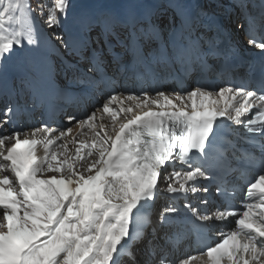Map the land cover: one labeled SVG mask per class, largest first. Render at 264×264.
Masks as SVG:
<instances>
[{
  "label": "snow or ice",
  "instance_id": "snow-or-ice-1",
  "mask_svg": "<svg viewBox=\"0 0 264 264\" xmlns=\"http://www.w3.org/2000/svg\"><path fill=\"white\" fill-rule=\"evenodd\" d=\"M231 7L243 18L237 29L248 25L247 44L264 53V0L258 15L251 0ZM202 15L188 0L119 11L0 0V264H264V76L252 87L205 84L207 75L226 77L233 67L226 59L210 63L223 53L200 34ZM177 67L199 80L183 94L159 84L136 94L119 84L137 75L159 81ZM68 99L96 101L68 123L92 128L107 116L110 131L100 123L72 155L58 150L67 149L58 143L67 133L47 124L20 138L18 114ZM241 169L254 170L243 211L208 210L209 185L223 195L218 182ZM163 193L186 202L167 203L150 231L137 228L138 214ZM229 218L234 230L220 231L199 257L173 258L188 231Z\"/></svg>",
  "mask_w": 264,
  "mask_h": 264
},
{
  "label": "bare ground",
  "instance_id": "bare-ground-1",
  "mask_svg": "<svg viewBox=\"0 0 264 264\" xmlns=\"http://www.w3.org/2000/svg\"><path fill=\"white\" fill-rule=\"evenodd\" d=\"M90 0H71V4L72 3H74V7H76V6H79L80 4H83V3H88ZM97 1H99V2H103V4H106V3H110V2H115V0H97ZM108 125V124H107ZM92 131L91 132H85V134H84V136L83 137H87V135H89L90 136V134H93L94 135V132L95 131H98L99 130V127H98V125L95 123L94 125H93V127L92 128H90ZM108 130L110 131V128L108 127ZM77 132V131H76ZM74 134H71L67 139H66V142L68 141H70V142H72V138H71V136H73ZM85 138H83L82 140L81 139H79L78 141L80 142V143H88V144H90L91 142H92V139H93V137H92V139H90V140H85ZM79 142H78V144L77 143H75L74 144V146H75V148L76 147H78L79 146ZM64 158V156H62L60 159H63ZM51 175H52V173H51Z\"/></svg>",
  "mask_w": 264,
  "mask_h": 264
},
{
  "label": "rangeland",
  "instance_id": "rangeland-1",
  "mask_svg": "<svg viewBox=\"0 0 264 264\" xmlns=\"http://www.w3.org/2000/svg\"><path fill=\"white\" fill-rule=\"evenodd\" d=\"M54 3V2H53ZM98 125V124H97ZM106 126H108L109 128H110V125L108 124H105ZM98 127H99V125H98ZM87 138H89V135H87ZM91 139V138H90ZM63 152H65V155H72L74 152H66V151H64V150H62ZM62 157V156H61ZM61 157H59V158H61ZM46 175L47 176H50L51 175V173H46Z\"/></svg>",
  "mask_w": 264,
  "mask_h": 264
}]
</instances>
